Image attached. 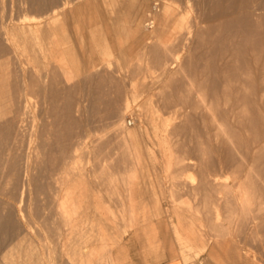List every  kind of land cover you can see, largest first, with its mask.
Returning <instances> with one entry per match:
<instances>
[{
  "label": "rangeland",
  "instance_id": "obj_1",
  "mask_svg": "<svg viewBox=\"0 0 264 264\" xmlns=\"http://www.w3.org/2000/svg\"><path fill=\"white\" fill-rule=\"evenodd\" d=\"M56 1L61 0H0V23L2 19L10 21L18 17V14L26 16L28 20L39 17ZM87 1L73 0V3L82 2L84 5L83 3L86 4ZM90 2L92 7L84 10V20L86 22L91 20L92 31L84 32L79 38L72 37L70 42H73L74 46L70 45L75 47L73 50L79 59L83 57L85 50L87 54L93 53L102 64L100 66L102 71L99 67L97 73L107 72L109 79L98 82L99 74L95 73L97 75L95 80L87 82L79 75L75 78L76 83L82 80L83 82L72 84L69 87L72 89H68L67 86V93H64L61 103L64 108L70 110L75 108L77 103L81 104L80 108L83 110L76 115L78 124L75 129L79 131L83 129L82 126L84 128L92 126L96 134L93 137L99 138V146H102L103 152L109 155L105 171H102L99 165H91L94 172L92 174L95 175L92 176L94 186L91 185V181L89 183L93 191H96L94 196L96 205L103 209V215L95 216V225L87 242L93 251L89 255L84 253L80 255L81 243L77 240L64 243L60 233L47 231L43 227L22 235L21 230L22 234L18 231L19 223H16L14 216V219L11 218L9 204H4L7 196L0 194V212L4 210V205H7L4 208L9 212L4 210L8 213L4 214L8 215V219L10 217L9 220L3 218L0 221L2 222L0 232H3L0 233L2 238L0 258L3 261H0L2 262L0 264L22 262V264H159L172 260L184 264H264V102L259 101V93L264 88V83L258 81L259 65L251 58L260 49H264V0H90ZM165 8L169 12L167 20L160 22ZM150 19L156 20L153 27V23L148 24ZM246 31L249 34L245 33ZM0 40L2 53L0 60H3L0 61V69H3L0 71L16 73L19 70L16 74H21V60L26 61L27 55L23 53V56L16 55L15 58V54H11V58L8 57V45L2 38ZM152 46L161 47L163 59L169 63L176 59L173 63L175 66L172 64L174 66L172 68L170 65L167 74L163 61L155 60ZM66 56L72 65V55L68 53ZM4 61L7 65L2 63ZM30 63L25 66L40 71L47 68L41 58L35 61V65L40 64L39 67ZM228 63H234L237 67H243L248 63L255 70L249 106L252 112L250 118L238 121L228 115L223 117L219 111L222 109L221 106L218 108V115L212 118L209 105H205L201 96H197L196 87L191 91L192 94L191 92L189 94L192 95L189 97L190 102L182 105L173 99V95L182 93L183 90L184 93H189L186 92V87L182 86H186L190 79L196 76L204 80L202 92L209 101L221 91ZM29 67L28 72L35 70ZM10 80H14L13 74ZM126 94L130 101L132 100V104L129 110L123 113ZM196 104L199 105L198 109ZM192 106H195V109ZM157 109L161 116L168 120L167 126L170 129L176 122L182 126L180 132H174L175 134L171 132L169 136V140L173 141L171 144L174 145L175 155L183 160L180 163L176 164L173 159L172 164L168 166L163 141L157 139L151 129L153 127H150L152 125L149 124V118L147 119L149 116L144 115ZM142 115L145 116L147 123L142 120L144 119ZM120 117L125 119L124 124L133 131L132 140L138 144V150L140 149L141 161L138 170L136 169L135 178L131 181L123 177L124 170L130 168V158L122 154L117 145L119 142H116L118 128L115 122H118ZM184 117L186 121L183 122ZM224 118L226 121L222 120ZM243 123L246 124L244 127ZM219 124H227L226 130H218ZM115 147L117 149L114 150ZM85 156L86 154L81 165L87 163L88 157ZM206 170L211 176L217 175L220 181L209 183L202 181ZM111 175L113 177L109 179ZM238 175L245 181L237 177ZM14 183L15 181L13 185L12 183L9 185L11 186L8 188L9 193L17 192V184L15 183V187ZM36 185L41 189L45 181L33 183L31 187L33 194L40 190ZM12 187L16 190L14 191ZM35 202L36 200L33 201ZM123 203L125 205L133 203L135 211L132 219L128 213L121 212ZM5 215L4 217H7ZM35 233H38L37 237ZM16 235L24 238L23 245L16 247L14 242L16 238L18 239ZM77 235L79 234L73 237L78 239ZM25 237L27 239L32 237L33 240L31 238L24 242ZM31 242L33 245L37 244L32 245L31 248L34 247L32 249L29 248ZM68 246L71 250H68L70 249ZM35 247L37 251L34 250ZM31 250L39 255L35 254L34 257Z\"/></svg>",
  "mask_w": 264,
  "mask_h": 264
},
{
  "label": "bare ground",
  "instance_id": "obj_2",
  "mask_svg": "<svg viewBox=\"0 0 264 264\" xmlns=\"http://www.w3.org/2000/svg\"><path fill=\"white\" fill-rule=\"evenodd\" d=\"M74 3H73V0H71V1L70 0H61V1L53 2L47 8L45 7L46 9L45 10L43 9L44 11L42 10L43 12L39 17L36 16L35 18H32L30 20H28L26 18V16H23V15L19 16V14H18V17L16 16L17 18L15 17L16 19L12 18L10 21H7L8 19L7 20H4V19L1 20L0 38H2L6 42V44L8 45V53H7L8 57H10L11 54H15L14 57L16 58V55L22 54V56H23V53H24V55H27L28 59L26 61L25 60L22 61L19 58L21 60V66H22L21 74H16L19 70H17L16 73H13L14 71L13 72L12 71H0V194L1 195L4 194L7 196V198H8V199L6 198L7 201L6 202L3 201V202H5L4 204H7V203L9 204V206H10L9 209L12 213L11 218L14 219V217H15V220L17 221L16 223H19L20 229H18V231L20 232V230H21V232L23 234L21 232L20 233L22 235H25L27 232H31L35 229L43 227L47 231L60 233L63 236L64 243H68V242H72V241L77 240L79 243H81L79 246L80 255L83 253L89 255L93 250L91 249L92 247H90L91 245L89 244L90 245L89 246L87 242H88L89 235H90L91 231H93V228L95 225V216L97 214H102V212H103L102 211L103 209H100V207L96 205V202H95L96 200L94 197L96 195V193H95L96 191L94 192L92 189L93 187H91V185H93L92 179L95 177V175L92 174L93 166L91 167V165H95V164L99 165L101 170L105 171L106 166H107L106 162L108 161L109 155H107L108 153L105 154V152H103V150L101 148L102 146L101 147L99 146V143H100L98 140L99 138L95 139L94 138L95 136L93 137V135H96V134H95V132H93L95 130L92 129L93 128L92 126L86 127L84 125L85 128L82 126L83 129L79 130V131H77V129H75L77 127V124H78L76 115L79 114V112L82 113V111H80V110H83V109H81L82 107L80 108L81 104L77 103L75 108L70 110L69 108L68 109L64 108L65 106L63 107L61 101H62V98L64 96V93H67V86H68V89H72L69 87L74 83L77 85V84L83 82V80H85L87 82L88 81H94L96 74H99L98 77L96 75L98 82L106 81V79H109V77H107V75H106L107 72H103V73L98 72L97 73V70L99 69V67L102 64L100 61H98V59H96V57L93 53L87 54L86 50H85V53L83 54V57H81V59H79L80 57H76V55H75V51L73 50V49H75V47L73 48V46H74L72 44L73 42H70V41H71V38L74 36L79 38L80 36H83L84 32L92 31V22H90L91 20L88 22H86L84 20V17H85L84 12L86 11L87 7H89V8L92 7V4H91L90 0H88L86 2V4L83 3L84 5L81 4L82 2L78 3L79 5L74 4ZM21 4H23V3H21ZM168 13H169L168 9L165 8L163 15H162V18H161L162 21H160V22H165L167 20ZM5 18H6V16H5ZM8 18H9V16H8ZM29 18H31V17H29ZM158 21H159V18H158ZM155 22H156V20L152 19V23H153L152 27L155 25L154 24ZM244 23H242V24H244ZM136 24H138V23H136ZM149 26L151 27V25H149ZM164 28H166V26ZM247 32L248 31H246L245 33H247ZM88 34H89V32H88ZM248 34H249V32H248ZM164 36H165V34H164ZM70 44H72L73 46H71ZM75 45H76V43H75ZM3 46H5V45H3ZM251 46H252V44H251ZM263 46H264V44H263ZM144 48H145V46H144ZM160 48L158 46H152L151 47L152 52L155 53V54H153L155 56L154 57L155 60L160 61V62L163 61V65H164V68H165V71L167 74L168 71H170L169 66L170 65L172 66V64L175 62L176 59L173 58L174 61H172L170 63L167 60H164L163 59L164 54L162 55ZM222 50H223V48H222ZM0 53H1V51H0ZM68 53L72 55V57H71L72 65L70 64V62L66 56ZM249 55H250V53H249ZM166 57H168V56H166ZM40 58L45 63L44 65H46V67H47L46 70L43 71L41 69V71H40V70H36L35 68H33V69H35V70H33V69H31V67L25 66V64H29L30 62L34 63V65H35V61H37V60L39 61ZM251 58H253L252 60L255 64L257 63L259 65V72H257L258 77H259L258 81H261V83H264V49H262V50L260 49ZM0 61H3V60L1 59ZM16 61H17V59H15V62ZM169 61H171V59ZM228 61H229V59H228ZM2 63L4 64L5 61ZM16 63H15V65H16ZM233 64L234 63H228L227 69L224 71V75H223V87H222L221 91L218 92L217 94H215L214 96H212V99H210L209 101L206 100L207 97H205L206 95L202 92V89H203L202 87H204V83H203L204 80L201 78H197L196 76L192 77L190 79V81L188 82V84L186 83L187 84L186 86H182V88L186 87L185 90H186V92H189V93H184V90H183L182 93L178 92L176 95H173V99L175 98L174 100H176L178 103H181L182 105L187 103V102H190L189 97H191L192 95L189 96V94L194 89V87H196L197 91H198L197 96H201V98L203 99L202 100L203 103H205V105L206 104L209 105V111L212 114V118H214L215 115H218L219 111H220V113L223 114V117H224V115H228V116H231L232 118H234L235 120L237 119L238 121H242L244 118L245 119L250 118L249 115L252 114V112H250L251 110H249V106L251 104L250 101L252 99L251 98V89H252V85L254 83V78H255L254 74H253L254 69L248 63L243 67H237L235 64L234 65ZM10 65H11V63H10ZM34 65H33V67H34ZM37 65H35V66L39 67L40 64L38 66ZM73 66H75V67H73ZM174 66H172V68ZM27 67H29V69H31L33 71L29 70L30 72H28ZM101 68L102 67H100V69ZM0 70H3V69H0ZM221 70H223V68ZM221 70H219V71H221ZM100 71H102V69ZM212 72H213V70H212ZM11 73L14 76V80H10V76L12 75ZM81 75H82L83 80L80 78V80H82V81L79 83H76L75 78H77V76L81 77ZM210 75H212V74L210 73ZM111 78H112V76H111ZM121 84H122V82H121ZM219 86H221V84ZM173 88H174V86H173ZM180 89H181V87H180ZM119 90H120V88H119ZM170 90L173 91V89H170ZM178 91H180V90H178ZM191 94H192V92H191ZM117 97L118 96H116V98ZM129 98L130 97H128L126 94V98H125L124 105L122 108L123 113H125V111L129 110V108L131 107V104H132L131 101L132 100L130 101ZM192 99L195 100L194 98H192ZM196 101H197V99H196ZM259 101L264 102V88H262V90L259 93ZM259 101H257V102H259ZM192 102L194 103L195 101H192ZM200 102H201V100H200ZM193 103H191V104H193ZM252 104H254V103H252ZM177 105L179 106L180 104H177ZM193 105H195V104H193ZM196 106H197L196 109H198L199 105L196 104ZM220 106L222 107V109L218 111V108ZM166 107H168V106H166ZM194 107L192 106V108H194ZM184 108L185 107H183V109ZM188 111L189 110H187V112ZM187 112H186V114H187ZM203 114H205V113H203ZM144 115L149 116V117H147V119L149 118V122H150L149 124L152 125L150 127H153L151 129L154 131V134L157 137V139L163 141L164 152H165L164 154L166 157H168V166H170L172 164L173 159L175 160L176 164L178 162L180 163V161H183L179 156L175 155V151L173 149L174 145L171 144L173 141L172 142L170 141L172 139L169 140V136H170L171 132L173 134H175L176 132H178V131L180 132L182 130L181 124L179 125V122H176V125H174V126L171 125L173 127H172V129H170L167 126L168 120L166 121V119L161 116V114L159 113V109L151 110L150 112H148L146 114L144 113ZM144 115H142V116H144ZM145 116H144V119L142 118V120H144V122L147 123ZM180 119H181V117H180ZM184 120H185V117L182 121L184 122ZM222 120L226 121L225 118ZM189 121H191V119ZM218 121H221V119L220 120L218 119ZM124 123H125L124 118H121L118 122H115V125L118 128L117 129L118 141H116V142H119V144H117V145H119L118 148L121 150L122 154H124L125 156L127 155L130 158V168L127 171L124 170L123 177L125 179L127 178L128 181H131V180H133V178H135L136 169H137V167L141 161L140 154H139L140 149L138 150V144L135 141L133 142V140H132L133 131L131 130V128L129 126H127V124L125 125ZM177 123H178V125H177ZM244 123H245V121H244ZM244 123L242 124L243 127L246 125ZM142 124H143V122H142ZM227 124H223V125L219 124L218 130L225 131L226 130L225 126ZM206 125H208V124H206ZM232 125H234V124H232ZM238 126H240V125H238ZM143 127H144V125H143ZM95 128H97V127L95 126ZM145 128H147V127H145ZM248 128H249V126H248ZM237 130H240V129H237ZM96 132H99V131H96ZM149 132H151V131H149ZM151 134H153V132ZM173 134H171V135H173ZM150 137H151V135H150ZM111 141H112V139H111ZM176 144H177V142H176ZM114 145H116V143ZM253 147H254V145H253ZM115 149H117V148L115 147L114 150ZM251 151H252V149H251ZM115 152H117V151H115ZM85 154L88 158H86L87 159V163H85L86 165L83 164L84 165L83 166V165H81L82 164L81 161H82V158L85 159L83 157ZM249 154L251 155V152ZM113 155H114V153H113ZM254 157L255 156L253 155V158ZM251 158H252V156H251ZM245 161H247V159ZM245 161H243V162H245ZM249 164H250V162H249ZM125 173H127V174H125ZM248 174H249V172H248ZM92 176H94V177H92ZM110 177H113V176L112 175L109 176V179H110ZM237 177H239V178H241V180L245 181V179H243L242 176L238 175ZM39 180L45 181V185L42 186L41 189H40L39 185H36L39 187L38 189H40V190H36L35 194H33L31 187H32L34 182H36V181L39 182ZM14 181L17 184V188H16L17 192L15 191L16 189L14 190V188L16 187L15 186L16 184L14 183L15 187L14 188L12 187V188L15 191V193H9L8 188L11 187L9 185L11 183H12L11 185H13ZM90 181L92 184L89 183ZM202 181H206V183H209L210 181H220V180H219V177L217 175L211 176L210 174L207 173V170H206L203 173ZM13 190H10V192H12ZM129 190H130V187H129ZM32 194H33V196H32ZM31 197L32 198L35 197V198L32 199ZM34 199L36 200L35 203H33V201H35ZM246 199H243V200H246ZM3 200H5V199H3ZM7 205H4V207L6 208ZM4 207H3V209L7 211L8 209H5ZM121 209H122L121 212H124V214L128 213L130 219H132L134 217L135 207H134L133 203H130V205H125V203H123V206ZM4 210H1L2 212H0V221L3 220V218L8 219V215L4 214L7 212H5ZM8 212H9V210H8ZM4 215L7 217H4ZM9 219H10V217H9ZM96 220H97V218H96ZM12 222L13 221H11V223ZM0 223H2V222H0ZM98 226L99 225H97V227ZM11 227H13V225ZM15 228L16 227H14V229ZM1 229H2V227H1ZM38 232H39V230H38ZM4 233H5V231H4ZM29 234H31V233H29ZM35 234L37 237L38 233H35ZM75 234H79V235L81 234V236L82 235L83 236L81 237V236L77 235L79 238L75 239V237H73V235H75ZM5 236H7V235H5ZM16 236L18 237V239L16 238V241H14V242H15L16 247H17V245L22 244L24 238L22 239L18 235H16ZM28 236H26V237H28ZM32 237H30L28 239H31ZM0 239H2V238H0ZM28 239L26 238V240H24V242L27 241ZM35 239H37V238H35ZM61 239H62V237H61ZM32 240H33V238H32ZM84 243H86V244H84ZM106 243H107V241H106ZM10 244H12V243H10ZM35 244L33 245L31 242L30 247H29V245H28V247L30 249H32L34 247L31 248V246L32 245L35 246ZM6 245H7V243H6ZM55 245H57V244H55ZM41 246H43V245L41 244ZM36 247L38 248V246H36ZM36 247L34 250L37 249ZM106 248L107 247H105V249ZM68 250H71V248ZM6 251L8 253V250H6ZM1 253H2V251H1ZM72 253H73V249H72ZM35 254L39 255V253H34L33 254L34 257H36ZM5 255H6V253H5ZM33 255H31V256L33 257ZM40 255H43V254H40ZM18 256H19V254H18ZM56 257H57V254H56ZM73 257H75V256L73 255ZM3 258L4 257L2 256V259ZM18 258H20V257H18ZM41 258L42 257H40V259ZM37 259H39V258H37ZM57 259H58V257H57ZM33 260H31V262ZM41 260H43V259H41ZM0 261H2L1 258H0ZM2 262H0V263H2ZM4 262H6V261H4ZM61 263H62V261H61Z\"/></svg>",
  "mask_w": 264,
  "mask_h": 264
},
{
  "label": "crops",
  "instance_id": "obj_3",
  "mask_svg": "<svg viewBox=\"0 0 264 264\" xmlns=\"http://www.w3.org/2000/svg\"><path fill=\"white\" fill-rule=\"evenodd\" d=\"M159 264H184V263H182L181 261L172 260V261L162 262Z\"/></svg>",
  "mask_w": 264,
  "mask_h": 264
},
{
  "label": "built area",
  "instance_id": "obj_4",
  "mask_svg": "<svg viewBox=\"0 0 264 264\" xmlns=\"http://www.w3.org/2000/svg\"><path fill=\"white\" fill-rule=\"evenodd\" d=\"M151 23H152V20L148 24H151Z\"/></svg>",
  "mask_w": 264,
  "mask_h": 264
}]
</instances>
